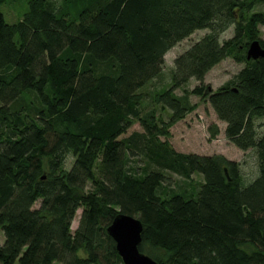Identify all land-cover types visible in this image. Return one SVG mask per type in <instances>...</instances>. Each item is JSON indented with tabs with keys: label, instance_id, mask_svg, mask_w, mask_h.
<instances>
[{
	"label": "trees",
	"instance_id": "16d2710c",
	"mask_svg": "<svg viewBox=\"0 0 264 264\" xmlns=\"http://www.w3.org/2000/svg\"><path fill=\"white\" fill-rule=\"evenodd\" d=\"M262 6L29 0L12 24L0 10V264H123L107 231L118 214L141 220L139 251L159 264H264V57L246 58L253 40L264 48ZM200 30L173 59L171 84L151 92L165 54ZM226 58L243 67L212 91L204 77ZM191 95L209 101L232 144L253 150L250 183L236 161L172 146ZM134 122L142 131L121 137ZM167 172L202 181L170 189Z\"/></svg>",
	"mask_w": 264,
	"mask_h": 264
},
{
	"label": "rangeland",
	"instance_id": "374dc122",
	"mask_svg": "<svg viewBox=\"0 0 264 264\" xmlns=\"http://www.w3.org/2000/svg\"><path fill=\"white\" fill-rule=\"evenodd\" d=\"M28 1L29 0H7L5 3H3L0 6V10L3 13L6 22L10 24L16 23L26 11ZM64 9L70 11L67 5H64ZM255 11H264V6L259 7ZM258 27L259 37L264 38V27ZM232 29L233 28L231 27L225 34H223L222 37H231L233 34ZM206 33V30L194 32L190 37L182 40L165 54L162 68V73L164 76L162 77L160 83L157 85L155 84L156 86L152 84V86L149 87H155V89H153L151 92L155 94L156 90L167 88L171 84L173 59L178 54L189 48L194 42H196ZM242 67V63H238L231 58H226L208 71L204 77L203 84L207 86L208 89L215 91L226 81L233 78L238 70ZM154 80H156V78H154L152 81ZM196 84L197 82L194 81V79H191L190 82L184 87L185 89H191ZM145 86L141 89L145 88ZM182 92L183 90L181 89L176 90L177 94H182ZM190 101L191 103L196 104L195 110L188 113L185 118L176 122L170 128L171 137L169 138V141L171 142L172 146L175 148V150L183 153H195L204 156L222 155L229 160L236 161L240 164V172L244 177V183H250L253 180L252 178L259 172L253 150L248 149L243 151L227 139L225 136L226 123L217 117L209 101L203 100L199 96L195 95L190 96ZM16 104L17 103H14V105ZM168 113L169 112L167 110L162 113L164 119H167ZM256 125L258 134L264 133V118L256 120ZM215 129L217 130V134L213 136L211 132ZM133 131H142V128L138 122H134V124L121 137H127ZM167 176V186H169L170 189L173 187L177 188L178 185H182L183 188L191 190L192 185L195 186L197 185L195 183L202 181V177L197 174L192 175L189 184H187L186 179L177 174L167 172ZM38 205L39 203L36 204V206ZM81 213L82 209H78L76 211L71 225L72 231L77 228ZM3 240L4 234L0 228V244L3 242ZM14 264H18V262L16 261Z\"/></svg>",
	"mask_w": 264,
	"mask_h": 264
},
{
	"label": "water",
	"instance_id": "95a60500",
	"mask_svg": "<svg viewBox=\"0 0 264 264\" xmlns=\"http://www.w3.org/2000/svg\"><path fill=\"white\" fill-rule=\"evenodd\" d=\"M264 57V48L258 40H253L246 51L247 59ZM143 224L138 217L118 214L107 228L116 244V250L123 264H159L139 251Z\"/></svg>",
	"mask_w": 264,
	"mask_h": 264
}]
</instances>
